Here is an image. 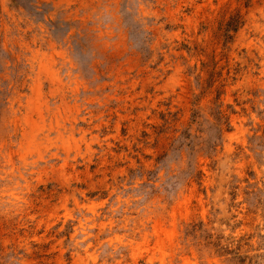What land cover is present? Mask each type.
Instances as JSON below:
<instances>
[{
	"label": "rangeland",
	"instance_id": "obj_1",
	"mask_svg": "<svg viewBox=\"0 0 264 264\" xmlns=\"http://www.w3.org/2000/svg\"><path fill=\"white\" fill-rule=\"evenodd\" d=\"M0 264H264V0H0Z\"/></svg>",
	"mask_w": 264,
	"mask_h": 264
}]
</instances>
